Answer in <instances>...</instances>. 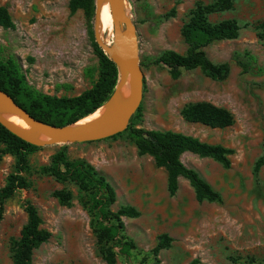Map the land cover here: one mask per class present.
Returning <instances> with one entry per match:
<instances>
[{"label": "rangeland", "instance_id": "rangeland-1", "mask_svg": "<svg viewBox=\"0 0 264 264\" xmlns=\"http://www.w3.org/2000/svg\"><path fill=\"white\" fill-rule=\"evenodd\" d=\"M213 0H123L134 21L139 61L143 71L141 113L133 125L144 130H171L220 144L232 152L229 166L210 157L184 152L180 160L194 168L218 193L220 201H198L189 181L178 178L174 195L167 191V173L149 154H138L127 133L89 142L49 144L28 154L21 172L27 186L17 188L3 202L0 221V264H14L11 240L27 220L26 205H34L39 227L49 233L33 250L31 264H106L88 196L77 183L59 181L43 172L52 155L65 145L69 160H84L114 186L111 209L135 207L137 217H122L123 234L134 245L129 256L118 254L116 264H152V248L160 234L172 238L157 255L159 264H264V0H236L229 10L210 20L235 19L240 25L233 39L204 47L217 65L227 64L223 80H214L200 67L182 70L172 78L168 68L151 63L166 50L186 54L180 30L197 2ZM70 0H0L12 26H0V58H13L28 84L55 96H74L90 88L99 76L94 49L96 2L86 0L75 11ZM113 37L112 27L108 33ZM249 51L255 57L244 68L233 54ZM259 69V70H258ZM207 101L227 109L233 117L223 128L186 121L181 109L190 102ZM0 145V190L16 172V158ZM72 193L67 203L53 191ZM117 250L118 248L115 247Z\"/></svg>", "mask_w": 264, "mask_h": 264}, {"label": "trees", "instance_id": "trees-1", "mask_svg": "<svg viewBox=\"0 0 264 264\" xmlns=\"http://www.w3.org/2000/svg\"><path fill=\"white\" fill-rule=\"evenodd\" d=\"M86 0H70L69 7L75 11ZM236 0H213L210 3L197 2L190 9L189 19L181 26V36L188 46L186 54L166 50L151 59V63L162 64L168 68L172 78H178L182 70L200 67L214 80H223L228 72L227 64H214L206 55L204 47L225 39H233L238 35L240 25L231 19L210 20L209 16L218 11L229 10ZM0 26L11 27L12 20L6 7L0 6ZM258 35L264 40V23L259 25ZM94 49L99 57V76L96 82L82 93L74 96H55L46 94L31 87L19 64L13 59L0 58V89L7 92L14 101L31 116L43 122L54 125L74 123L95 112L110 98L118 81L116 64L94 43ZM233 60L244 68L252 67L255 57L249 52L234 53ZM259 70V69H258ZM141 105L129 120L127 128L113 136L115 138L127 133L134 142L138 154L151 155L158 166L164 167L167 173V191L174 195L178 189V178L184 177L192 186L198 201H220V194L194 169L180 160L184 152L199 157H210L229 166L228 155L232 150L220 145L199 140L197 137L171 130H144L133 125V119L141 113ZM181 115L186 121L202 123L211 127H227L232 124V114L225 108L213 105L207 101L187 103L181 109ZM109 138V137H108ZM2 152H8L16 158V172L10 174L7 184L0 190V221L3 216V202L17 188L27 186L21 172L28 166V154L40 146L31 144L14 135L0 124V145ZM264 162L261 156L255 164V172ZM43 172L53 175L59 181L71 180L88 196L89 209L94 216L95 231L106 264H116L118 254L129 256L134 247L123 234L122 217H137L138 210L133 206H121L111 209L116 200L114 186L105 175L99 173L84 160H69L65 145L55 152L48 165L41 166ZM60 202L67 203L72 193L67 189L53 191ZM27 220L20 235L11 240V252L14 264H31L33 250L46 241L49 233L40 228V217L34 205H26ZM172 238L163 233L158 235L157 243L151 252L154 255L152 264H159L157 255L161 249L170 246ZM115 247L118 249L116 250Z\"/></svg>", "mask_w": 264, "mask_h": 264}, {"label": "water", "instance_id": "water-1", "mask_svg": "<svg viewBox=\"0 0 264 264\" xmlns=\"http://www.w3.org/2000/svg\"><path fill=\"white\" fill-rule=\"evenodd\" d=\"M107 1L113 23L112 40L110 43H105L101 38L100 14L104 0H95L94 38L96 44L116 64L118 81L110 98L103 104L106 108L101 116L83 123H77L78 120L65 125L50 124L31 116L7 92L0 89V110L18 114L30 127L28 130L22 129L0 114V124L8 131L26 142L43 146L100 140L127 128L143 97L144 75L139 61L138 37L134 21L123 7V0ZM128 79V94L120 96V91ZM40 134L46 135L47 139H39Z\"/></svg>", "mask_w": 264, "mask_h": 264}, {"label": "bare ground", "instance_id": "bare-ground-1", "mask_svg": "<svg viewBox=\"0 0 264 264\" xmlns=\"http://www.w3.org/2000/svg\"><path fill=\"white\" fill-rule=\"evenodd\" d=\"M100 19H101V28H100L101 38L103 39L105 43H109L108 33H110L111 27L113 30V23H112L111 13H110L107 0H104L103 2L102 8H101ZM128 88H129V79L127 80V83L125 84V86L121 89L120 96L127 95ZM105 108H106V105L99 107L95 112L80 119L77 123H83V122L98 118L104 112ZM0 114L3 117H5L7 120L11 121L12 123H14L15 125H17L18 127L22 129L28 130L30 128L16 113H13L11 111H6V110H0ZM38 138L41 140H46L47 136L44 134H40Z\"/></svg>", "mask_w": 264, "mask_h": 264}]
</instances>
